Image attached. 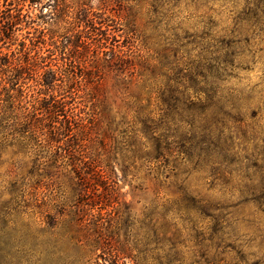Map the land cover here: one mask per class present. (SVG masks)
Returning <instances> with one entry per match:
<instances>
[{
  "label": "rangeland",
  "instance_id": "374dc122",
  "mask_svg": "<svg viewBox=\"0 0 264 264\" xmlns=\"http://www.w3.org/2000/svg\"><path fill=\"white\" fill-rule=\"evenodd\" d=\"M54 8L109 17L135 74L79 88L85 184L77 153L0 136V264H264V0H0V76L26 101ZM148 103L174 114L156 159Z\"/></svg>",
  "mask_w": 264,
  "mask_h": 264
},
{
  "label": "trees",
  "instance_id": "16d2710c",
  "mask_svg": "<svg viewBox=\"0 0 264 264\" xmlns=\"http://www.w3.org/2000/svg\"><path fill=\"white\" fill-rule=\"evenodd\" d=\"M44 24L48 28L41 32L48 38V55L46 58L39 55L32 58L25 68L30 72L40 63L47 64L42 78L36 81V95L31 96L30 101L25 100L27 92L21 89V84L25 83L22 72L13 78L0 76V85L10 78V89L1 88L5 97L0 91V136H11L20 147L43 137L51 145H56L64 157L72 158L77 153L81 162L73 165V171L80 183L85 184L88 180L82 175L83 171L97 169L98 165L84 156L86 144L83 142L91 134L94 124L82 112L78 101L81 98L79 88L85 82H98L103 70L115 72L123 80L134 77V66L129 59L130 45L128 42L127 45L120 43V38L128 39V36L125 38V34L123 36L119 29L114 28L109 17L95 14L88 8L77 11L64 8L61 12L54 8ZM167 103L170 105L171 102L168 100ZM150 105L140 106L138 112L141 133L153 143L151 154L156 159L162 156V139L157 133L162 131L161 123H170L174 114L168 110H165L166 114L162 110L156 113L155 109L151 111ZM70 145L78 146V150Z\"/></svg>",
  "mask_w": 264,
  "mask_h": 264
}]
</instances>
